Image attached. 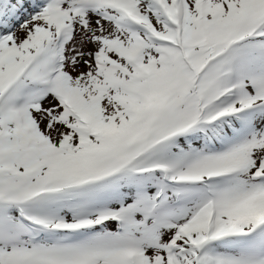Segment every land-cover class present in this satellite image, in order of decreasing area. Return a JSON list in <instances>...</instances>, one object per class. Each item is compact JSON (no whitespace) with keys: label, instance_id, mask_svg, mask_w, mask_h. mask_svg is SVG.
<instances>
[{"label":"snow or ice","instance_id":"snow-or-ice-1","mask_svg":"<svg viewBox=\"0 0 264 264\" xmlns=\"http://www.w3.org/2000/svg\"><path fill=\"white\" fill-rule=\"evenodd\" d=\"M0 264H264V0H0Z\"/></svg>","mask_w":264,"mask_h":264}]
</instances>
